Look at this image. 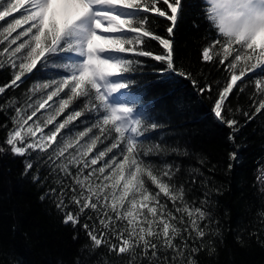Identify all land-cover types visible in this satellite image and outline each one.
Returning <instances> with one entry per match:
<instances>
[{
  "label": "snow or ice",
  "instance_id": "obj_1",
  "mask_svg": "<svg viewBox=\"0 0 264 264\" xmlns=\"http://www.w3.org/2000/svg\"><path fill=\"white\" fill-rule=\"evenodd\" d=\"M203 4L216 34L200 61L221 69L223 81L193 72L177 56L184 0H0V72L9 73L0 83V114L7 116L0 155L24 158L22 175L44 188L40 199L54 204L64 224L85 233L90 255L105 249L119 264H199L201 253L216 251L222 232L210 206L219 189L200 168L181 179L189 151L151 140L165 125L142 95L160 84L180 98L207 96L212 116L229 130L228 171L239 162L238 133L264 116V0ZM160 19L163 35L155 27ZM37 73L48 79L8 95ZM140 75L156 79L139 83ZM248 88V109L233 107L231 96ZM258 173L264 192V162Z\"/></svg>",
  "mask_w": 264,
  "mask_h": 264
},
{
  "label": "trees",
  "instance_id": "obj_2",
  "mask_svg": "<svg viewBox=\"0 0 264 264\" xmlns=\"http://www.w3.org/2000/svg\"><path fill=\"white\" fill-rule=\"evenodd\" d=\"M184 3V15L175 29L177 56L193 72L223 81L225 74L221 69L200 61L202 47L216 34L205 19L203 0ZM155 27L159 34H164L163 19L157 20ZM151 47L157 48V42L152 41ZM148 64L152 66V61ZM148 71L145 69V73ZM8 77L9 73L0 72V83ZM135 79L145 83L156 77L140 75ZM19 91H10L8 95L18 97ZM250 92L251 88L243 93L237 91L231 96L232 106L247 110ZM142 95L149 101L152 118L165 125L151 134V140L162 137L163 143L178 144L189 151V156L180 161L185 169L181 179L189 178L188 169L200 168L211 181L209 186L219 189L212 193L210 211L221 226L222 237L216 240L213 255H199V264H264V219L259 216L264 211V192L256 180L258 168L264 162V116L241 128L236 141L241 145L239 162L228 171V153L232 150L227 139L229 130L212 116L207 96L180 98L182 94L169 95L167 87L160 84L146 88ZM5 119L7 116L0 114V121ZM5 135L0 130V140ZM201 158L206 161L203 166L199 163ZM151 159L159 163L156 157ZM23 172L24 158L0 155V264H76L84 259L90 264H119V258L107 254L105 249L90 255L85 249L89 244L85 233L64 224L54 204L40 199L44 188ZM202 191L199 189L194 195L201 197ZM77 233L78 238L73 239Z\"/></svg>",
  "mask_w": 264,
  "mask_h": 264
},
{
  "label": "rangeland",
  "instance_id": "obj_3",
  "mask_svg": "<svg viewBox=\"0 0 264 264\" xmlns=\"http://www.w3.org/2000/svg\"><path fill=\"white\" fill-rule=\"evenodd\" d=\"M48 79V77L46 75H42L41 73H37L30 81L28 84H24L19 91V95L18 97L22 96V94L27 91L28 88H30L32 86V84L37 81V80H45ZM83 123V122H82ZM78 130H82V127Z\"/></svg>",
  "mask_w": 264,
  "mask_h": 264
}]
</instances>
